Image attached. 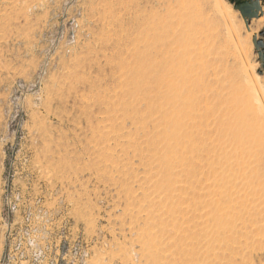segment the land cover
I'll use <instances>...</instances> for the list:
<instances>
[{"label": "rangeland", "instance_id": "rangeland-1", "mask_svg": "<svg viewBox=\"0 0 264 264\" xmlns=\"http://www.w3.org/2000/svg\"><path fill=\"white\" fill-rule=\"evenodd\" d=\"M176 31L204 60L199 109L254 131L244 174L193 176L169 135ZM255 42L264 0H0V264H264Z\"/></svg>", "mask_w": 264, "mask_h": 264}, {"label": "bare ground", "instance_id": "bare-ground-1", "mask_svg": "<svg viewBox=\"0 0 264 264\" xmlns=\"http://www.w3.org/2000/svg\"><path fill=\"white\" fill-rule=\"evenodd\" d=\"M172 34L170 44L174 47H170L168 52L170 62L167 66L169 70L167 91L175 104V110L172 111L169 135L179 140L178 128L185 130L180 139L183 149L182 158L187 168L189 167L188 173L195 175L206 172L208 180V176L212 177L216 172L223 173L228 166L233 176L236 173L244 174L247 170H251L252 164L257 159V152L253 150L254 131L246 122L242 109H233L230 106L227 110L231 114L227 115L224 106L214 102H207L199 109L196 101L199 103L203 95L200 93L202 90L200 80L205 66L201 52L193 47L197 37H191L190 34L181 31ZM203 93L206 95V92ZM234 98L233 102L240 103V100ZM202 99L205 101L204 98ZM228 158H231L229 162ZM199 187L204 188L203 183Z\"/></svg>", "mask_w": 264, "mask_h": 264}, {"label": "water", "instance_id": "water-1", "mask_svg": "<svg viewBox=\"0 0 264 264\" xmlns=\"http://www.w3.org/2000/svg\"><path fill=\"white\" fill-rule=\"evenodd\" d=\"M256 5V8H254V6ZM238 10L240 11L241 15L243 16V18H250L253 17L257 14L259 5L257 1H242V2H238L236 4ZM256 48L258 49V56H259V60L261 61V65L264 69V49L260 50L258 47L259 45H263L262 42H258L256 43Z\"/></svg>", "mask_w": 264, "mask_h": 264}]
</instances>
